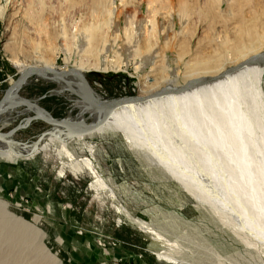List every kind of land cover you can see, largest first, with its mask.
Instances as JSON below:
<instances>
[{
    "label": "bare ground",
    "instance_id": "obj_1",
    "mask_svg": "<svg viewBox=\"0 0 264 264\" xmlns=\"http://www.w3.org/2000/svg\"><path fill=\"white\" fill-rule=\"evenodd\" d=\"M94 2L96 13L103 19L82 25L74 21L72 29L63 33L68 40L67 61L71 60L73 51L82 53L79 66L73 70L83 75L104 74L111 70L119 72L124 65L123 56L128 52L133 53L136 68H144L142 55L146 45L151 48L149 59L155 62L156 67L151 72L162 71L167 56L155 51L159 47L158 39L155 38L153 47L151 40L154 36H150L147 28L150 25L153 30L156 29L158 16L168 21L169 33L176 32L175 17L187 26L196 20L201 28L208 26L209 22L219 24L220 32L211 40L215 47L213 54L189 55L185 61L186 72L181 79L177 75L159 78L157 73L144 78L138 97H148L164 88L179 89L191 81L204 78L218 79L226 71L242 67L224 78L193 86L181 93L124 106L104 127L87 137L122 135L126 138L128 149L152 170L155 179L175 182L194 199L198 211L215 229L249 249L254 264H259L256 262L259 260L263 262L264 64L261 61L250 63L249 60L264 53V0H120L119 6L117 0ZM144 5L147 6L148 18L145 23L139 18ZM128 7L134 8L132 14L127 15L125 8ZM123 16L126 26L122 31ZM140 59L141 63H138ZM14 64L20 74L30 68L58 72L70 70L69 67H55L48 59H16ZM35 78L57 82L60 94L72 92L82 99L76 102L80 110L78 117L66 120L84 122L85 116L90 114L93 122H97L104 116V110L85 101V89L76 77L61 79L51 74H40ZM32 79L14 93L0 117L21 107L34 115L41 113L52 117L36 101L20 97V91ZM14 82V79L10 80L11 85ZM32 122L29 123L26 118L19 131ZM50 126L53 128L45 133L38 147L33 146L34 143L20 145L29 149L26 155L34 156L40 150L53 147L65 156L67 162H64V169L75 176L91 175L95 179L92 188L99 197L111 198L117 204L115 208L131 225L152 238L151 248L161 260L174 264H226L211 247H205L202 252L195 249L189 253L185 250L189 244L182 246L184 236H180V240L174 238L187 230L184 227L186 222L178 214L164 213L166 220H161V225L132 215L121 205L118 190L99 176L91 161L78 155L73 142H64L80 137H71L61 125ZM12 137L8 140L0 138V157L17 160L25 151L13 146ZM6 207L0 201V242L8 250L14 264H62L60 258L46 247V235L35 224L9 212ZM157 218L154 220L158 221ZM176 241L179 246L174 244Z\"/></svg>",
    "mask_w": 264,
    "mask_h": 264
},
{
    "label": "rangeland",
    "instance_id": "obj_2",
    "mask_svg": "<svg viewBox=\"0 0 264 264\" xmlns=\"http://www.w3.org/2000/svg\"><path fill=\"white\" fill-rule=\"evenodd\" d=\"M75 1L0 0V99L11 85L10 80L16 81L20 75L14 64L16 59H48L60 69H75L79 66L82 53L73 51L71 60L67 61L68 40L63 33L72 29L74 21L82 25L103 18L96 13L94 0ZM117 3L119 6L120 0ZM125 11L129 15L134 12V8L128 7ZM146 16L147 6L144 5L139 18L145 23L148 20ZM156 19V29L153 30L150 25L147 28L150 36H154L151 40L153 47L156 44L155 38L158 39L159 47L155 51L167 56L166 63L162 64L163 70L151 72L156 67L155 62L149 59L151 48L147 45L142 55L144 68H136L134 55L128 52L123 56L124 65L119 72L111 70L104 74L97 73L96 77H88L100 98L139 96L144 78L157 73L159 78L177 75L181 79L186 72L185 61L189 55L213 54L215 47L211 40L219 34V24L209 22L208 26L201 28L196 20L187 26L175 17L176 32L169 33L168 21L161 16ZM125 26L126 18L123 16L120 26L122 31ZM183 28H186L185 31ZM138 61L141 63V59ZM96 81L100 82L99 86L94 85ZM58 85L57 82L34 78L19 95L36 101L56 118L78 117L80 110L76 102L82 99L72 92L60 94L61 88ZM33 116L34 113L28 112L25 107L4 114L0 117V132L8 133L20 123L25 124L26 118ZM85 118L88 123L94 120L90 114ZM256 124L259 126V123ZM26 126L11 138L13 146L24 150L25 155L19 156L17 160L0 157V201L7 205L9 212L35 224L46 235V247L60 258L62 264H174L159 258L151 248L152 238L131 225L115 208L117 204L111 198L99 197L92 188L95 179L91 175L75 176L64 169L67 160L57 149L51 147L40 150L34 156L26 155L29 149L20 145H31L44 132L53 128L42 121ZM64 142H73L78 155L91 161L99 176L118 190L121 205L135 217L161 225L160 222L166 220L164 213L181 216L187 224L184 226L187 230L174 238L180 240V236H184L182 246L189 244V247L185 249L180 246L183 250L193 253L195 249L202 252L211 247L226 264H247L248 261L254 264L249 249L215 229L198 211L194 199L187 192L175 182L155 179L152 170L131 153L122 135L83 137ZM27 174L37 178L35 181L38 186L35 190L28 186L24 192L21 190V179L15 180L14 177L23 178ZM174 244L179 246L178 241ZM14 262L0 242V264ZM256 262L264 264V260Z\"/></svg>",
    "mask_w": 264,
    "mask_h": 264
},
{
    "label": "water",
    "instance_id": "obj_3",
    "mask_svg": "<svg viewBox=\"0 0 264 264\" xmlns=\"http://www.w3.org/2000/svg\"><path fill=\"white\" fill-rule=\"evenodd\" d=\"M261 61L264 64V53L261 54L258 57L252 58L249 60L250 63ZM242 67V66H240ZM240 67H235L233 69H230L226 71L223 75H221L218 79L214 78H204L196 81H191L184 85L183 87H180L179 89H173V88H164L161 91L150 95L148 97H138L137 96H129V97H122V98H106L102 99L99 96L97 97L96 92L92 88V85L90 84L88 77H96L98 76L97 73H90V74H80L76 73L73 69H70L68 72H58V71H51L49 69H37V68H30L25 72H21L20 75H18L16 81L14 84L9 85L8 88L5 90L4 95L0 99V115L4 112V110L7 107L8 102L13 97L14 93H17L20 88L23 86V84L28 81L31 78H35L39 76L40 74H51L55 75L61 79H64L68 76H73L78 79V81H81L86 95H85V101H87L92 106L104 110L105 114L104 116L99 119L97 122H70L66 119H59L54 116L48 117L44 114L37 113L33 117L27 118V121L30 123L32 121H42L48 125H61L63 126L69 133L71 137H87L100 128L104 127L114 116V114L124 106L130 105V104H138V103H144L148 102L150 100H154L156 98H159L161 96L170 95L173 93H181L188 89H190L193 86L198 85H204L211 83L215 80H219L221 78L226 77L227 75L231 74L232 72H235ZM88 120V119H87ZM78 126L80 129H78ZM23 126L20 123L16 128L10 130L8 133H0V138L4 140H8V138L14 136L20 129H22ZM77 128V129H76ZM46 132H44L37 141L34 142L33 146L38 147L40 143L43 140V137ZM137 160V159H136ZM138 162V160H137ZM139 163V162H138Z\"/></svg>",
    "mask_w": 264,
    "mask_h": 264
},
{
    "label": "crops",
    "instance_id": "obj_4",
    "mask_svg": "<svg viewBox=\"0 0 264 264\" xmlns=\"http://www.w3.org/2000/svg\"><path fill=\"white\" fill-rule=\"evenodd\" d=\"M14 177V176H13ZM17 178L21 179V190L25 192V189H27L28 186H32V188H35L38 186L37 181H35L37 178H33L31 175L27 174V177H19L15 176L14 179L16 180ZM10 182V181H9ZM13 182V181H12ZM56 204V203H55ZM59 205V204H58ZM60 206V205H59Z\"/></svg>",
    "mask_w": 264,
    "mask_h": 264
},
{
    "label": "built area",
    "instance_id": "obj_5",
    "mask_svg": "<svg viewBox=\"0 0 264 264\" xmlns=\"http://www.w3.org/2000/svg\"><path fill=\"white\" fill-rule=\"evenodd\" d=\"M99 84H100L99 81L94 82V85H95V86H99Z\"/></svg>",
    "mask_w": 264,
    "mask_h": 264
}]
</instances>
